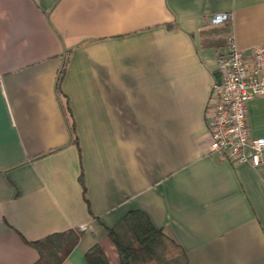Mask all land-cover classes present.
<instances>
[{
  "label": "crops",
  "instance_id": "0c3cea01",
  "mask_svg": "<svg viewBox=\"0 0 264 264\" xmlns=\"http://www.w3.org/2000/svg\"><path fill=\"white\" fill-rule=\"evenodd\" d=\"M229 39L264 44V0H0V264H35L32 241L75 229L59 264L94 244L119 264L106 227L130 210L184 264H264V163L208 149ZM247 114L264 136V94Z\"/></svg>",
  "mask_w": 264,
  "mask_h": 264
},
{
  "label": "built area",
  "instance_id": "2783aa9c",
  "mask_svg": "<svg viewBox=\"0 0 264 264\" xmlns=\"http://www.w3.org/2000/svg\"><path fill=\"white\" fill-rule=\"evenodd\" d=\"M230 19L229 12L219 11L208 20L219 25ZM216 71L219 83L215 79L212 84L206 111L208 149L256 167L264 163V136L251 135L247 105L264 94V44L253 45L246 53L229 39L218 53Z\"/></svg>",
  "mask_w": 264,
  "mask_h": 264
},
{
  "label": "trees",
  "instance_id": "16d2710c",
  "mask_svg": "<svg viewBox=\"0 0 264 264\" xmlns=\"http://www.w3.org/2000/svg\"><path fill=\"white\" fill-rule=\"evenodd\" d=\"M61 72L57 76V91ZM72 129V126H71ZM119 258V264H184L186 253L181 246L153 226L147 215L139 210H130L113 226L106 227ZM82 231L80 229L53 233L32 241L39 249L35 264H59L75 245ZM87 264H108L107 257L98 244L85 252Z\"/></svg>",
  "mask_w": 264,
  "mask_h": 264
},
{
  "label": "water",
  "instance_id": "95a60500",
  "mask_svg": "<svg viewBox=\"0 0 264 264\" xmlns=\"http://www.w3.org/2000/svg\"><path fill=\"white\" fill-rule=\"evenodd\" d=\"M214 76H215L216 82L219 83V73L216 72Z\"/></svg>",
  "mask_w": 264,
  "mask_h": 264
}]
</instances>
